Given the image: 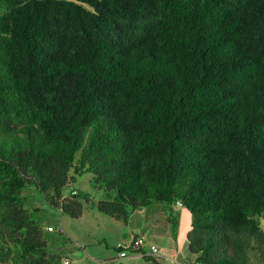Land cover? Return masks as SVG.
<instances>
[{
  "label": "trees",
  "instance_id": "1",
  "mask_svg": "<svg viewBox=\"0 0 264 264\" xmlns=\"http://www.w3.org/2000/svg\"><path fill=\"white\" fill-rule=\"evenodd\" d=\"M82 173L118 221L180 202L188 260L264 264V0H0V264H61L23 192L78 219Z\"/></svg>",
  "mask_w": 264,
  "mask_h": 264
},
{
  "label": "rangeland",
  "instance_id": "2",
  "mask_svg": "<svg viewBox=\"0 0 264 264\" xmlns=\"http://www.w3.org/2000/svg\"><path fill=\"white\" fill-rule=\"evenodd\" d=\"M92 177L90 173L74 175L73 181L64 190L65 196L76 190L90 198L89 203L83 202L82 215L78 219L51 208L43 196L32 188L23 192L30 208L38 207L46 211L43 233L50 249L61 258V264L64 261L69 264H156L144 259L136 260L135 255L130 253L127 258L118 260L116 248L118 245L129 246L136 236L144 240L142 248H146L148 253L150 244L159 248L162 238L183 237L188 231L191 215L174 204L167 211L154 206L149 210L130 212L126 222L99 213L95 205L105 200L106 196L94 189ZM260 224L264 230V219H260ZM48 227H52L53 231L48 233ZM168 254V249H159L158 256Z\"/></svg>",
  "mask_w": 264,
  "mask_h": 264
},
{
  "label": "crops",
  "instance_id": "3",
  "mask_svg": "<svg viewBox=\"0 0 264 264\" xmlns=\"http://www.w3.org/2000/svg\"><path fill=\"white\" fill-rule=\"evenodd\" d=\"M175 240L177 241L175 242ZM163 248L168 249L170 254H168V256L159 255L153 258L156 261H158V264H194L195 263L194 261H190L187 258L188 243L186 240H184V236L183 237L177 236L170 240L167 237L162 238V246L159 245L158 249L161 250ZM142 250L145 254H148L146 248L145 249L142 248ZM135 257L137 258L136 260L143 259L139 255ZM129 259L131 258L129 257Z\"/></svg>",
  "mask_w": 264,
  "mask_h": 264
},
{
  "label": "built area",
  "instance_id": "4",
  "mask_svg": "<svg viewBox=\"0 0 264 264\" xmlns=\"http://www.w3.org/2000/svg\"><path fill=\"white\" fill-rule=\"evenodd\" d=\"M71 194L75 195L76 192L72 191ZM176 205L178 207H181V203L180 202H177ZM49 230H51V229L49 228ZM143 244H144V240L142 238H136V239H132V241L129 244V246L123 247L121 245H118L117 248L122 249V251L118 252V260L127 258L128 257V253H130L132 255H135V256L139 255L142 258L143 255L140 254V253H137V251H138L139 248H142ZM130 248L134 249V253L129 251ZM149 249L150 250H149L148 254H145L146 256L152 257V258H155V257L158 256L159 249L155 245L150 244L149 245ZM63 264H69V262L68 261H64ZM194 264H200V263H194Z\"/></svg>",
  "mask_w": 264,
  "mask_h": 264
}]
</instances>
